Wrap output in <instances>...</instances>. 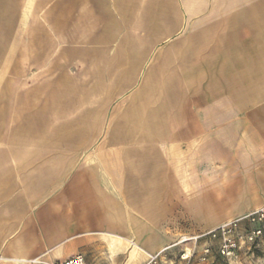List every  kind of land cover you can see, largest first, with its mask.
Here are the masks:
<instances>
[{"label":"crops","instance_id":"1","mask_svg":"<svg viewBox=\"0 0 264 264\" xmlns=\"http://www.w3.org/2000/svg\"><path fill=\"white\" fill-rule=\"evenodd\" d=\"M0 40V264H183L264 206V0H0Z\"/></svg>","mask_w":264,"mask_h":264},{"label":"built area","instance_id":"2","mask_svg":"<svg viewBox=\"0 0 264 264\" xmlns=\"http://www.w3.org/2000/svg\"><path fill=\"white\" fill-rule=\"evenodd\" d=\"M192 244L189 252L183 251L180 261L190 264H252L258 251L264 249V206L258 210L237 217L212 230L198 232L191 236H180L176 245ZM165 250L150 256L145 264H161ZM28 264H50L36 259ZM55 264H88L81 254Z\"/></svg>","mask_w":264,"mask_h":264},{"label":"rangeland","instance_id":"3","mask_svg":"<svg viewBox=\"0 0 264 264\" xmlns=\"http://www.w3.org/2000/svg\"><path fill=\"white\" fill-rule=\"evenodd\" d=\"M32 42L33 41H28V40H25V41H23V40H10V41L0 40V48L1 47L6 48L7 47V43H9L10 46L12 47V49H13V50L11 49V51L15 52L18 47H21V48H30V47H32ZM71 42H72V47H73L74 51L77 50V52H79L80 39L79 38H75ZM56 46L58 47L59 44L57 43ZM12 58H14V56ZM76 58H79V56L76 57ZM191 249H192V244L191 243H186V244H182V245H176L175 247H173V248L169 249L168 251H166L164 256L166 257V259L168 261H172V262L176 263L177 261H180V255L182 254L183 251H185L187 253ZM262 251L263 252H260V251L257 252L252 264H264V249ZM162 256H163V254H162ZM190 264H197V263H196V261H191ZM213 264H223V263H220V262L216 261Z\"/></svg>","mask_w":264,"mask_h":264}]
</instances>
